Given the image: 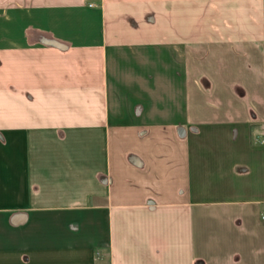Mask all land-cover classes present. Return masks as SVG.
Returning <instances> with one entry per match:
<instances>
[{
  "label": "crops",
  "instance_id": "0c3cea01",
  "mask_svg": "<svg viewBox=\"0 0 264 264\" xmlns=\"http://www.w3.org/2000/svg\"><path fill=\"white\" fill-rule=\"evenodd\" d=\"M264 0H0V264H264Z\"/></svg>",
  "mask_w": 264,
  "mask_h": 264
},
{
  "label": "built area",
  "instance_id": "2783aa9c",
  "mask_svg": "<svg viewBox=\"0 0 264 264\" xmlns=\"http://www.w3.org/2000/svg\"><path fill=\"white\" fill-rule=\"evenodd\" d=\"M261 219L264 220V213L261 215Z\"/></svg>",
  "mask_w": 264,
  "mask_h": 264
}]
</instances>
